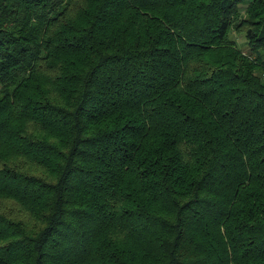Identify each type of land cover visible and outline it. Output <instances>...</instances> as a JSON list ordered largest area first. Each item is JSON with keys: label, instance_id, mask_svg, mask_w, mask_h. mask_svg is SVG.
<instances>
[{"label": "trees", "instance_id": "trees-1", "mask_svg": "<svg viewBox=\"0 0 264 264\" xmlns=\"http://www.w3.org/2000/svg\"><path fill=\"white\" fill-rule=\"evenodd\" d=\"M0 264H264V0H0Z\"/></svg>", "mask_w": 264, "mask_h": 264}, {"label": "rangeland", "instance_id": "rangeland-1", "mask_svg": "<svg viewBox=\"0 0 264 264\" xmlns=\"http://www.w3.org/2000/svg\"><path fill=\"white\" fill-rule=\"evenodd\" d=\"M230 38L236 40V42L238 43L239 48L242 51H244L246 53H249L248 52L249 51L248 50L249 49L248 40H247V38L245 37L244 34H237L236 32L231 31L230 32Z\"/></svg>", "mask_w": 264, "mask_h": 264}]
</instances>
